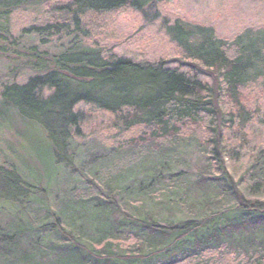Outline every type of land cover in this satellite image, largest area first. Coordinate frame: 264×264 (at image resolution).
Segmentation results:
<instances>
[{"label":"trees","instance_id":"16d2710c","mask_svg":"<svg viewBox=\"0 0 264 264\" xmlns=\"http://www.w3.org/2000/svg\"><path fill=\"white\" fill-rule=\"evenodd\" d=\"M159 2L0 0V129L30 125L37 152L0 167V264H264V149L243 155L261 115L242 92L264 78V31L226 42L175 21L179 66L91 43L104 17L152 23ZM81 104L114 117L115 143L58 188L84 161Z\"/></svg>","mask_w":264,"mask_h":264},{"label":"rangeland","instance_id":"374dc122","mask_svg":"<svg viewBox=\"0 0 264 264\" xmlns=\"http://www.w3.org/2000/svg\"><path fill=\"white\" fill-rule=\"evenodd\" d=\"M158 17L152 23L144 22V18L129 9H122L104 17L101 29L91 33V43L103 48L104 56L127 58L134 61L157 62L160 60H176L179 66L184 59L180 48L171 40L167 26L175 21L193 26L211 28L215 35L226 42H231L246 32L264 31V0H160L156 4ZM22 13L15 17L17 26H24L36 14ZM19 30V29H17ZM173 66V65H171ZM243 97L249 109H259L261 118L252 122L245 129L247 151L264 149V78L248 84L243 89ZM77 111L84 117L83 138L79 141L77 154L84 159L81 164L74 162L71 167L61 169L58 188L71 185L67 180L77 171L88 170L95 166L98 158H106L111 152L106 147L114 146L115 131L112 128L114 117L97 110L92 105L81 104ZM25 136L19 138L14 130L0 129V167L20 165L23 153L32 158L34 151L30 125H23ZM122 143L127 138H118ZM31 141V143L29 142ZM18 142V144H17ZM42 146V145H41ZM39 146V147H41ZM22 147V149H20ZM242 154V153H241ZM192 158L195 159V156ZM246 162V159H245ZM193 164V163H192ZM235 169V180L241 172L240 164H227ZM61 189H55L59 193ZM55 195L51 198L54 201ZM264 200V197L261 199ZM231 258H234L230 255Z\"/></svg>","mask_w":264,"mask_h":264}]
</instances>
